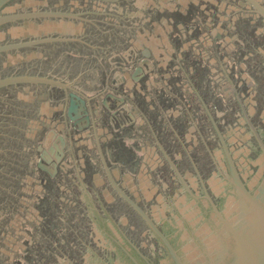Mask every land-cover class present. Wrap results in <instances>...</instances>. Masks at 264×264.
I'll return each instance as SVG.
<instances>
[{
    "label": "flooded vegetation",
    "instance_id": "1",
    "mask_svg": "<svg viewBox=\"0 0 264 264\" xmlns=\"http://www.w3.org/2000/svg\"><path fill=\"white\" fill-rule=\"evenodd\" d=\"M133 1L4 5L14 19L0 25V78L68 87H0V264L113 257L97 236L105 222L154 259L160 244L128 199L163 231L177 201L202 189L216 199L210 180L228 160L253 167L247 156L264 143V0L154 1L141 16ZM137 30L154 47L132 48Z\"/></svg>",
    "mask_w": 264,
    "mask_h": 264
},
{
    "label": "water",
    "instance_id": "2",
    "mask_svg": "<svg viewBox=\"0 0 264 264\" xmlns=\"http://www.w3.org/2000/svg\"><path fill=\"white\" fill-rule=\"evenodd\" d=\"M9 1L11 0H0V25L14 19L13 15L2 12L12 10L10 6L3 8ZM154 1L160 8L167 9H173L177 4L187 5L189 2V0H134L133 6L136 8L134 13L143 15L142 9ZM198 1L196 0L197 3H201ZM35 26L42 27L39 24ZM45 31L41 29L38 35L44 34ZM136 32L138 35L129 39L132 48L135 47L134 43L137 49L141 48L143 42H147L145 43L147 47L150 44L154 47L153 44L158 41L154 36L146 40L139 35L138 30ZM2 49L5 47L0 46V50ZM87 68L88 70L84 72L91 70L92 64ZM17 82L56 83L64 88L68 87L54 78L37 74L2 77L0 87ZM259 144L260 152L254 158L247 156L252 168L248 164L236 168L231 160H228V171L221 166V178L217 171L213 172L210 180L212 193L216 199L211 198L208 192L202 189L203 194L192 200L185 197L177 201V209L171 211L170 218L167 219V223L172 226L170 228L164 226L163 231H160L147 214L128 199L151 228L152 236L159 242V255L152 259L142 253L110 220L115 224L114 227L105 222L104 226L98 228L97 236L104 240L110 250L113 249L114 256L108 255L107 259H102L95 254L94 261L91 260L93 264H264V143L259 139ZM159 213L161 212L156 211L154 214L158 220ZM53 226L54 224H51L52 228ZM61 227L58 226L59 231L62 230ZM76 235L80 238L81 234L77 232Z\"/></svg>",
    "mask_w": 264,
    "mask_h": 264
}]
</instances>
